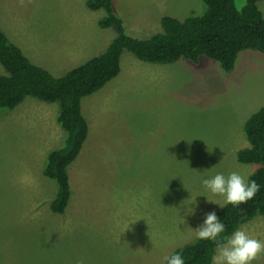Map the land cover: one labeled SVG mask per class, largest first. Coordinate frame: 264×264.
<instances>
[{
  "label": "rangeland",
  "instance_id": "obj_1",
  "mask_svg": "<svg viewBox=\"0 0 264 264\" xmlns=\"http://www.w3.org/2000/svg\"><path fill=\"white\" fill-rule=\"evenodd\" d=\"M113 5L139 38L160 32L164 15L184 19L205 9L202 0ZM258 5L264 15V0ZM104 15L86 0H0V27L54 76L116 37L114 27L99 25ZM185 62L184 70L157 76L152 63L124 50L118 76L82 98L89 133L68 167L72 195L63 213L50 209L57 184L42 170L65 137L58 103L27 96L0 108V264H162L196 238L205 214L224 204L201 180L232 171L248 179L257 167L240 163L236 152L248 145L245 121L264 105V53L240 51L229 72L207 56ZM241 228L264 241L263 215ZM253 264H264V255Z\"/></svg>",
  "mask_w": 264,
  "mask_h": 264
},
{
  "label": "trees",
  "instance_id": "obj_2",
  "mask_svg": "<svg viewBox=\"0 0 264 264\" xmlns=\"http://www.w3.org/2000/svg\"><path fill=\"white\" fill-rule=\"evenodd\" d=\"M259 1L262 0H245L239 9L235 0H202L205 5L202 13L184 19L164 15L160 32L139 38L127 33L122 18L114 10V0H86L89 9L105 11L99 25L114 27L117 35L101 53L61 76H54L32 62L0 27V64L7 72L0 74V108L12 109L27 96L58 103L57 122L65 137L61 146L47 153L42 169L57 184L50 202L53 212L63 213L69 204L72 187L68 167L77 159L88 137L89 124L82 114V98L118 76L124 50L143 61L160 64L180 59L197 64L201 56H207L229 72L240 51L251 49L264 53V15ZM243 132L248 145L237 150L236 159L257 165L248 180H255L260 190L247 203L239 206L224 203L216 211L225 225L223 235H231L257 215L264 216V105L247 118ZM174 253L181 254L185 264H212L215 244L196 237L169 256Z\"/></svg>",
  "mask_w": 264,
  "mask_h": 264
},
{
  "label": "clouds",
  "instance_id": "obj_3",
  "mask_svg": "<svg viewBox=\"0 0 264 264\" xmlns=\"http://www.w3.org/2000/svg\"><path fill=\"white\" fill-rule=\"evenodd\" d=\"M19 2L24 4V0ZM201 184L206 192L223 197L225 204L233 206L247 203L260 190V185L255 180H248L236 171L230 172L227 177L223 173H217L202 179ZM208 201L217 203L209 198ZM194 211V208L190 209L191 213ZM225 231V225L215 211L206 213L202 225L196 228L198 240H209L215 244L212 264H253L264 255V241L254 238L246 229H238L231 235H223ZM163 259L166 264H185L179 253ZM77 264H84L83 259L78 260Z\"/></svg>",
  "mask_w": 264,
  "mask_h": 264
},
{
  "label": "crops",
  "instance_id": "obj_4",
  "mask_svg": "<svg viewBox=\"0 0 264 264\" xmlns=\"http://www.w3.org/2000/svg\"><path fill=\"white\" fill-rule=\"evenodd\" d=\"M179 65H181L183 67V69H179V70H184V68L188 64H187V62H185L183 60L180 63L177 61L175 63H168V64L152 63V64L148 65L147 67L150 68V72H153L157 76H162L166 71L177 70V72H179V70H178ZM167 89H169V88H167Z\"/></svg>",
  "mask_w": 264,
  "mask_h": 264
}]
</instances>
